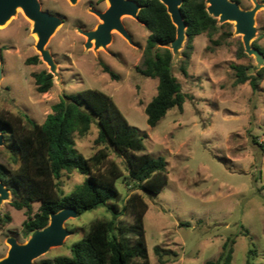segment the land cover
Masks as SVG:
<instances>
[{
  "label": "rangeland",
  "instance_id": "374dc122",
  "mask_svg": "<svg viewBox=\"0 0 264 264\" xmlns=\"http://www.w3.org/2000/svg\"><path fill=\"white\" fill-rule=\"evenodd\" d=\"M38 1L42 11L61 19L45 45L56 64L57 77L52 76L53 87L47 94L36 92L33 75L49 70L34 48L32 23L17 9L0 27V117L24 114L43 124L62 95L85 90L104 93L138 131L146 152L154 158L161 157L166 164L168 182L157 196H144L124 178L116 183L120 200L109 203L117 207V213L121 212L117 221L130 225L132 216L129 210H124L125 201L132 193L142 195L148 205L144 230L149 264H160L155 247L162 252V264H216L229 237L235 241L231 264H246L248 251H254L249 256L251 264H264V78L256 93L248 83L235 84L233 67H248L247 73L252 74L256 63L247 55L237 57L242 43L233 24L217 23L224 27L211 39L206 34L195 37L187 77L178 70L181 56L173 58L172 75L187 99L182 111L177 107L169 109L151 128L144 109L156 96L158 81L135 71L149 35L146 29L131 17L123 16L121 22L133 45L112 31L106 49L94 50L93 46L85 49L86 38L76 29L94 30L100 20L89 9L104 12L107 1L77 0L75 4L68 0ZM239 6L249 10L253 3L240 0ZM255 29L252 43L264 50V9L255 15ZM33 57L38 62L27 65L25 61ZM103 65L117 75V80L103 72ZM96 135L97 128L92 125L87 135L75 136V148L85 158L102 148L94 144ZM109 154V160L118 163L127 178L123 158L112 149ZM0 164L12 169L18 166L11 164L3 147ZM84 180V175L62 173L60 188L70 195ZM10 203L11 198L0 205V259L9 249L8 238L24 243L29 237L23 229L28 219L26 211H16ZM32 207L35 214L39 204ZM109 219L111 214L98 208L68 220L65 227L70 235L63 245L51 248L35 264H55L58 258L70 257L71 245L83 238L92 222ZM244 231H248V236L243 235Z\"/></svg>",
  "mask_w": 264,
  "mask_h": 264
},
{
  "label": "trees",
  "instance_id": "16d2710c",
  "mask_svg": "<svg viewBox=\"0 0 264 264\" xmlns=\"http://www.w3.org/2000/svg\"><path fill=\"white\" fill-rule=\"evenodd\" d=\"M140 5L138 20L149 33L139 66V75L158 81L156 96L146 105L144 113L147 125L154 128L167 111L177 107L182 111L187 99L181 85L172 75V54L166 48L174 39L176 29L171 23L166 8L158 0H134ZM240 4V0H231ZM204 0H182L180 9L187 24L186 40L180 53L179 72L188 76V67L193 54V40L206 34L209 39L224 25L205 10ZM264 57V50L255 42ZM237 57H246L239 44ZM38 62L37 57L27 59V65ZM112 80L117 75L102 66ZM235 84L248 83L253 93L259 91L264 78V65L248 74V67L234 66ZM36 92L46 94L53 87L52 75L44 71L33 75ZM92 125L97 128L94 140L102 148L89 158H85L75 148V136L87 135ZM0 132L9 142L3 146L9 153L15 169L0 164V181L11 195V206L16 211L25 210L28 219L23 223L24 234L44 228L51 213L64 208H74L77 215L83 212L105 208L109 220L92 222L83 238L70 247V257L58 258L55 264H149L145 241L144 217L148 205L141 194L132 193L125 201L124 210H129L132 224L123 225L117 221L121 212L115 205L121 198L116 189L120 179L132 182L135 191L146 197L157 196L168 182L165 161L154 158L146 152L143 139L138 131L130 126L111 97L96 90H85L75 95H62L60 101L51 107L43 124H37L24 114H6L0 117ZM254 144H258L254 142ZM259 145V144H258ZM261 146V145H259ZM123 158L127 178L120 165L109 160V151ZM84 175L85 180L70 195L60 188L62 173ZM129 185V183H127ZM38 203L33 214V204ZM9 222V217H4ZM248 236V231H244ZM233 238H227L221 247L216 264H231ZM154 253L162 264V252L158 247ZM248 251L246 264H251ZM205 264H212L206 262Z\"/></svg>",
  "mask_w": 264,
  "mask_h": 264
},
{
  "label": "water",
  "instance_id": "95a60500",
  "mask_svg": "<svg viewBox=\"0 0 264 264\" xmlns=\"http://www.w3.org/2000/svg\"><path fill=\"white\" fill-rule=\"evenodd\" d=\"M75 4L77 0H68ZM108 7L104 12L89 9L100 23L92 31H76L86 38L84 48L93 46L94 50L106 49L112 37V31H116L129 44L133 45L131 36L121 22L123 16H128L140 23L138 12L140 5L134 0H106ZM166 8L171 23L176 29L175 39L166 46L172 57L180 55L186 40L185 17L180 9L182 0H158ZM206 12L217 20L218 24L232 23L235 35L240 36L243 52L253 57L256 69L264 65V57L261 52L252 47V41L256 35L255 15L260 9H264V2L258 3L252 0L253 7L243 10L238 3L231 0H204ZM21 9L23 15L32 23L31 33L36 36L35 50L49 70V74L57 77L56 64L45 48L49 38L56 28L61 24V19L53 14L42 11L38 0H0V27L4 26ZM2 65V54L0 50V71ZM1 74V73H0ZM5 145L4 136L0 132V147ZM11 198L9 190L0 181V205L3 201ZM77 212L74 208H64L58 212L51 213L47 225L29 234L24 243H18L14 238H8L6 244L9 246L5 257L0 259V264H35V260L47 253L51 248L60 247L70 232L66 229L65 223L76 218Z\"/></svg>",
  "mask_w": 264,
  "mask_h": 264
},
{
  "label": "flooded vegetation",
  "instance_id": "af4514ba",
  "mask_svg": "<svg viewBox=\"0 0 264 264\" xmlns=\"http://www.w3.org/2000/svg\"><path fill=\"white\" fill-rule=\"evenodd\" d=\"M126 29V28H125ZM127 31V30H126ZM111 40H112V37H111ZM62 264H66V263H62Z\"/></svg>",
  "mask_w": 264,
  "mask_h": 264
},
{
  "label": "crops",
  "instance_id": "0c3cea01",
  "mask_svg": "<svg viewBox=\"0 0 264 264\" xmlns=\"http://www.w3.org/2000/svg\"><path fill=\"white\" fill-rule=\"evenodd\" d=\"M46 94H47V93H46ZM47 115H48V114H47ZM47 115H46V116H47Z\"/></svg>",
  "mask_w": 264,
  "mask_h": 264
}]
</instances>
